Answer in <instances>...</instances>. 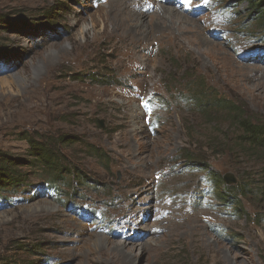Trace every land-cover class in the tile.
I'll return each instance as SVG.
<instances>
[{
  "label": "rangeland",
  "instance_id": "rangeland-1",
  "mask_svg": "<svg viewBox=\"0 0 264 264\" xmlns=\"http://www.w3.org/2000/svg\"><path fill=\"white\" fill-rule=\"evenodd\" d=\"M237 1L131 0L142 13L135 19L115 14L124 0H0V52L13 58L0 61V153L25 176L0 192L17 199L0 205V260L122 264L109 243L125 235L138 238L133 264H224L220 254L212 263L200 241L136 229L152 225L157 208L186 207L233 264H264V189L256 184L264 162L237 146L224 111L200 110L221 99L264 121L263 26L246 2L226 7ZM162 8L187 22L168 21ZM97 68L114 77L97 82ZM30 141L56 152L81 185L72 176L59 188L42 180ZM225 173L236 182L226 185ZM142 189L139 211L129 212ZM226 192L235 200L223 207ZM165 216L162 230L171 227Z\"/></svg>",
  "mask_w": 264,
  "mask_h": 264
},
{
  "label": "trees",
  "instance_id": "trees-1",
  "mask_svg": "<svg viewBox=\"0 0 264 264\" xmlns=\"http://www.w3.org/2000/svg\"><path fill=\"white\" fill-rule=\"evenodd\" d=\"M241 1H244L247 3L246 9L248 10V16L251 17L250 19H253L256 23L263 26V33H264V0H238L234 5H229L226 7H234L237 6ZM233 2V1H231ZM0 20L4 21L3 17L0 16ZM1 21V22H2ZM264 36V34L262 35ZM3 51L0 52V61L4 64L7 62H10L13 60L11 55L3 53ZM96 70H101L104 74L103 79H97V82L104 83L105 76H110L111 78L114 77V73L112 74L111 71H106L104 68H97ZM95 73H87L83 74L82 76L87 77H94ZM201 89V88H200ZM199 91V90H198ZM196 98H202L203 93L197 92L194 96ZM205 107V108H202ZM201 111L204 112V114L207 113H218L221 111L225 112V115L228 116L231 119V122L237 126L239 131V137L236 139L237 146L238 147H245V150H247L248 153L257 156L259 160L264 162V121H258L254 118V115H249L241 108V106L238 103H233L231 101L221 100V99H214L210 100L209 102H206L204 105H202ZM27 142H29L28 138H24ZM29 152H31V155L33 153V157L36 163H39L43 165V170L45 172L44 177L42 180L47 181V184L51 183L54 188L58 185L59 187H64L68 185L70 179L69 176H72V183L75 185H81L79 183L78 178H75V175L72 171H69V169L66 167V165L61 161V159L58 158L56 155V152H53L47 145L44 143H40V141H30L29 143ZM92 150L94 152H100L99 149L92 147ZM186 162V161H185ZM187 164V163H185ZM190 164V163H188ZM194 164V163H191ZM194 166H197L194 164ZM199 167L206 168V165H198ZM75 173H79L78 170L75 171ZM73 174V175H71ZM80 174V173H79ZM258 179L256 184L259 186V188L264 189V166L259 171V174L257 175ZM25 178L24 175L20 174L14 166V163L12 160H10L8 157L3 156V153H0V192L1 191H9V190H15L19 187L23 186L22 179ZM217 182H221L219 178L216 179ZM73 188V187H72ZM227 188V187H225ZM226 190V189H225ZM234 191V190H233ZM2 197H5L2 195ZM231 197L233 198V201L235 200V196L226 194L223 196V204L230 205L231 203L234 204V202H230L227 198ZM0 263L3 264H9L5 262L4 259L0 260Z\"/></svg>",
  "mask_w": 264,
  "mask_h": 264
},
{
  "label": "bare ground",
  "instance_id": "bare-ground-1",
  "mask_svg": "<svg viewBox=\"0 0 264 264\" xmlns=\"http://www.w3.org/2000/svg\"><path fill=\"white\" fill-rule=\"evenodd\" d=\"M115 1V0H113ZM125 3L127 4V6L125 5H121L119 6L117 9H114V12L115 10L117 11H123V13L126 15V14H131V13H135V15H129L130 17H133L135 18L134 16H137V15H142L141 12H138L137 9H136V6L134 5V3H129V1L131 0H124ZM172 3V2H171ZM142 4V3H141ZM174 8V7H173ZM162 10V14L161 16H164L163 18L165 17H168V21L170 22H175L176 20H178V22H187V19L183 16H181L180 14L178 15L174 9H171V8H166V9H161ZM115 12V14H118L120 12ZM148 11V10H147ZM160 13V12H159ZM145 14V13H144ZM145 16V15H144ZM140 17V16H139ZM141 18V17H140ZM136 19V18H135ZM139 19V18H138ZM141 20V19H140ZM139 23L137 24H131V26L133 25H138ZM201 41V38L199 39ZM204 40V38H203ZM136 49V48H135ZM140 49V48H138ZM238 68V67H236ZM134 118L135 115H133ZM135 123V121H134ZM138 129H140L141 131V126H138L137 127ZM153 135V134H152ZM130 143V142H129ZM128 146V145H127ZM130 146V145H129ZM140 194L136 197V198H132V202H131V206H130V210L129 212L133 209V211H136L138 212L139 210H137L136 208H133L134 204L135 203H138L141 201L143 195L146 193L145 189H142L139 191ZM135 193V192H134ZM132 194V193H131ZM136 194V193H135ZM147 194V193H146ZM161 194V193H160ZM178 202V201H177ZM142 204V203H141ZM145 208V207H144ZM185 208V209H184ZM183 209L182 208H177V209H174V210H179L182 214H184L185 216H179V214H176L174 213L173 211L174 210H166V209H162V208H157L156 210V215H154V223L152 225H147L146 226H141L143 221L140 222V224L136 227L137 230L141 229V228H148V234L151 235V237H154L156 234L158 235H161L159 233H168L167 235H169L170 237H174V236H178L182 239H185L186 241L189 240V243H193V241H200V244H202V247L203 248H206L204 249L206 252H207V255L210 256V260L212 261V263H214L216 260H217V256L216 254H220V258L222 260V262L224 264H233L230 260V255H228L227 251H225V249H222L220 246H219V242L215 241V240H211L210 237L207 235V233H205L202 228V226L199 224V215L195 212H188L186 210V207H184ZM192 209V208H190ZM153 212V210H152ZM151 212V213H152ZM166 212H170V215L169 216H165L166 215ZM154 213V212H153ZM137 214V213H136ZM124 215V214H123ZM150 215L147 214L145 215L144 214V219H147L148 216ZM163 216L164 217V220L165 222L169 221V225L171 227H167V229L165 230H162V228L160 227V224L162 223V219H163ZM201 215V214H200ZM130 216V214H129ZM138 219V218H137ZM147 221V220H146ZM127 222V221H126ZM124 223V222H123ZM122 223V224H123ZM139 223V222H138ZM185 223V224H184ZM133 224V223H132ZM159 224V225H157ZM184 224V225H183ZM123 226V225H122ZM127 227V226H126ZM122 228V227H121ZM124 228V227H123ZM129 228V227H128ZM126 229V228H125ZM132 230V229H131ZM120 231V230H119ZM123 231V229H122ZM143 235V234H142ZM98 237V235H96ZM162 236V235H161ZM101 237V236H100ZM150 237V238H151ZM99 238V237H98ZM95 239V238H94ZM101 239V238H100ZM135 239H138L137 237H133V238H126V236L124 235L120 240L118 241H113L110 244V250L112 249L115 253H116V256L119 260H121L122 264H133L131 263L132 261H134V259L136 258V256L138 255L137 252L134 251V248L136 246V242L134 241ZM141 239V237L139 238ZM152 239V238H151ZM147 240L145 241L144 243H141V249L139 251V254H143L144 250L145 249H150L153 247V244H154V241L153 240ZM101 241H103L101 239ZM140 241V240H139ZM97 242V241H96ZM162 242V241H161ZM101 244V242H99ZM165 243V242H164ZM160 244V243H159ZM158 244V245H159ZM188 244V242H187ZM104 249V248H103ZM212 249H215L213 252H212ZM222 250V252H221ZM112 251V252H113ZM238 251V250H237ZM205 252V253H206ZM114 256V255H112ZM132 260V261H131ZM137 260V258H136ZM154 263V262H153ZM149 264V263H148Z\"/></svg>",
  "mask_w": 264,
  "mask_h": 264
},
{
  "label": "water",
  "instance_id": "water-1",
  "mask_svg": "<svg viewBox=\"0 0 264 264\" xmlns=\"http://www.w3.org/2000/svg\"><path fill=\"white\" fill-rule=\"evenodd\" d=\"M100 125H102V124H100ZM239 176H241V175H239ZM222 179H223V181L225 182L226 185H230V184L236 182L235 177L231 173H225V174H223L222 175Z\"/></svg>",
  "mask_w": 264,
  "mask_h": 264
}]
</instances>
